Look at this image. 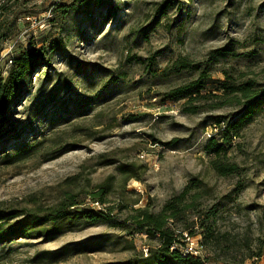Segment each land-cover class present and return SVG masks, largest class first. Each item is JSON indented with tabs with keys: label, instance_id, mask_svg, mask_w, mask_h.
<instances>
[{
	"label": "rangeland",
	"instance_id": "374dc122",
	"mask_svg": "<svg viewBox=\"0 0 264 264\" xmlns=\"http://www.w3.org/2000/svg\"><path fill=\"white\" fill-rule=\"evenodd\" d=\"M45 11L0 0V78L22 52L47 50L50 60L0 126L37 147L28 159L14 139L0 147V209L45 210L66 191L91 204L88 194L107 182L111 194L95 210L111 209L113 220L0 244V264L142 262L160 241L136 225V210L160 213L194 179L207 191L169 226L194 225L197 235L184 232L174 249L204 264H264V103L229 150L241 174L219 176L205 151L217 122L243 109L223 85L252 82L264 92V0H103L50 19ZM202 77L201 102L163 103ZM109 160L117 163L104 166ZM123 164H135L140 180H127Z\"/></svg>",
	"mask_w": 264,
	"mask_h": 264
},
{
	"label": "trees",
	"instance_id": "16d2710c",
	"mask_svg": "<svg viewBox=\"0 0 264 264\" xmlns=\"http://www.w3.org/2000/svg\"><path fill=\"white\" fill-rule=\"evenodd\" d=\"M103 0H77L71 6L58 10L67 14L69 8L82 3H100ZM47 50L32 49L22 52L15 58L9 68L5 78H0V126H4L11 110V105L20 96H22L32 81V75L36 69L45 65L49 67L50 60L47 58ZM205 89V77L193 82L190 85L171 90L163 95V103L167 101L188 100L189 104L201 102L204 96L202 91ZM223 90L229 96H234L237 105H242V112L238 114L236 120L226 122L221 118L217 123L220 132L216 136H212L205 146V151L214 158L211 160V167L221 177H229L241 174L240 166L231 162L229 159V150L236 146V139L240 137V132L244 126L252 120L257 111L262 110L264 103V92H258L252 82L242 85L229 84L223 85ZM200 111L197 107H189L187 112L197 114ZM224 125V126H223ZM16 128L5 129L0 132L1 149H6V143L13 139L18 144L16 155L21 159H28L31 153L36 150L35 147L21 146L20 135L17 134ZM156 144H162L158 140H154ZM176 141L162 144L163 146L174 145ZM6 144V145H5ZM16 144V145H17ZM116 160H109L103 165H114ZM135 164H123L118 166L119 172L127 179L140 180ZM112 186L103 183L95 187L88 194L91 198V204L84 203L80 200V196L73 192H64L58 201L52 206L43 210L24 208L21 210H3L0 209V244L13 242L17 239L29 238H52L56 237L67 230L72 229L79 223H111L113 215L111 209L96 211L93 203L106 205L107 198L111 194ZM207 191L203 187V183L194 179L180 193L170 199L158 214L150 212L148 208L136 210L138 213L137 226L141 229H147L148 233L157 236L160 245L157 249L149 250L148 256L143 261L132 260L128 264H168L176 262L182 264H204L199 258L188 254L184 255L179 250L174 249L178 244L181 245L180 238L183 233L188 232V237H195L197 234L192 230L195 226H185L179 233L173 231L169 224L179 222L182 217L189 211L197 208L198 201ZM91 205V206H90ZM214 215L213 211L210 212ZM202 233L208 232L205 226L200 225ZM202 234L206 236L207 234ZM210 234H208L209 236ZM210 237V236H209ZM173 249V250H172ZM263 251L257 253L256 257H262Z\"/></svg>",
	"mask_w": 264,
	"mask_h": 264
},
{
	"label": "built area",
	"instance_id": "2783aa9c",
	"mask_svg": "<svg viewBox=\"0 0 264 264\" xmlns=\"http://www.w3.org/2000/svg\"><path fill=\"white\" fill-rule=\"evenodd\" d=\"M35 6H45L46 11L44 13V16L46 19L52 18L58 10L61 8H65L68 6H71L74 4L77 0H30ZM96 206L101 208V205L99 203H93L92 207L96 209Z\"/></svg>",
	"mask_w": 264,
	"mask_h": 264
}]
</instances>
